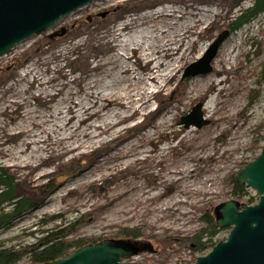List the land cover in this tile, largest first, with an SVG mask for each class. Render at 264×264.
I'll return each instance as SVG.
<instances>
[{
	"label": "rangeland",
	"instance_id": "rangeland-1",
	"mask_svg": "<svg viewBox=\"0 0 264 264\" xmlns=\"http://www.w3.org/2000/svg\"><path fill=\"white\" fill-rule=\"evenodd\" d=\"M230 2L231 0L228 2L225 0H95L84 8L66 16L44 34L20 43L6 55L0 57V99L3 97L4 89L11 91L7 97L23 96V93L18 92L27 90L24 97L28 99L30 105L26 107V111L40 110L43 112L45 105L38 97L41 88H38V84L35 82V77L40 75L41 78L45 76L46 81L56 78L58 82L67 85L68 82H72L76 78L87 77L90 70L102 61L100 63L105 66L103 65L101 72H106V74L96 73V76L100 75L98 78H94V80H98L96 91L102 92L104 83L107 85L120 84L122 81V76H120L122 63L117 64L120 67L116 70H112L106 64L119 50V40L124 37L120 29L129 19H138L143 15L171 6L190 7V9L193 7L205 11L219 9L222 13L221 17L211 20L207 18L208 13L199 12V19L203 20L205 24L193 31L194 37L184 42L189 50V57L180 63L177 77L160 93L158 100H155L150 107L151 111H156L159 104L165 106L164 108L170 105L177 108L173 114V127L166 129L164 133L159 132L154 136L152 143L147 144L142 137L145 131H151V128L147 127L155 119L151 115L148 119L145 117L138 118L131 125L141 123L142 127L125 131L120 137H114V140L109 139L93 155L80 159H67L66 162L69 161V163L66 165H62V162L56 158L52 164L50 163L46 167L50 174L39 184H29L24 181L23 177L15 176L13 170L4 164H0V171H3L13 181L16 195L28 198L35 207L11 226L0 231V244L6 247L32 245L36 243L39 237H42V231L51 230L58 223H61H51L53 217L61 215L67 223L81 219L86 223L79 227L77 233L74 234V239L98 240L99 242L106 239L122 240L124 239L122 233L125 229H138L143 235L141 240L147 243V246L152 247L155 252H151V248L147 247L140 255L130 260L133 263L195 264L199 256H204L209 252L208 250L204 254L194 256L185 245L180 243V239L191 237L204 228L205 224L202 218L208 211H212L214 217V209L218 205L230 200L244 203L233 195V178L235 180L239 170L256 160L264 148V12L238 28L237 19L254 6L255 0H245L242 7H235L230 15L225 17L229 10L228 6H234ZM118 5L121 8L117 13L109 12ZM188 14L183 21L176 25L177 27H174V31L193 25L195 18L190 15L191 13L188 12ZM79 23L80 25H78ZM137 26H133L126 32L133 35L137 29H141ZM63 28L66 29V34L59 36ZM227 30L231 32V35L226 42H230V46L238 45V48L232 54L229 63L224 61V45L215 58V60L219 58V61L224 63L225 73L227 72L219 79L225 81L226 89L219 96L221 105L218 106L217 117L222 114L219 110L224 107L227 99L240 98V104L237 110H229L226 124L217 125L210 118V114L205 112V104L211 98L216 99L218 93L213 96L212 91L208 90L203 96H197L198 91L202 90L200 91L202 93L205 90V79L215 70L213 67L215 60L212 63V72L207 75L184 79V73L190 65L203 57L218 35ZM55 34L56 36L51 38ZM200 51L201 54L199 55ZM61 73L66 75V78H62ZM102 78L104 80H101ZM242 85L243 87H241ZM73 87L75 88V86ZM45 88L52 91L50 85H46ZM68 89L66 88L61 93H67ZM75 89L77 91V88ZM152 91L157 92V89L153 88ZM192 92L194 93L187 97ZM52 93L56 94V92ZM53 105L56 107V104ZM198 105H201L202 119L206 124L200 128L194 125L186 128L182 120L189 116ZM2 114L3 111L0 108V123L4 125L11 124L12 119L15 118L14 110H8ZM45 115L53 116L49 113ZM19 125L22 126L23 122H18ZM9 130L14 131V125H10ZM186 131H194V133L206 137L211 136L209 140L213 141L207 145V149L213 147V144L221 145L222 148L216 159L208 158L192 164L197 178L213 180L214 187L212 193L194 196L193 205L187 210L181 205L178 206V210L189 212V215L184 218L186 219L185 223H179V221L173 223L172 219L175 217L171 216L169 211L160 213L157 208L163 207L171 196L178 194L179 184L168 182L159 186V179L156 175L169 162L180 161L178 156L187 149L186 143L182 141ZM151 133L153 134L154 131ZM235 136L236 139L231 141ZM127 139L136 144L140 143L138 146H142V148L137 149L139 153L156 149L160 150V154L165 151L167 158L159 164L151 160L142 161L132 167L123 165L120 168V174L111 176L106 180H99L94 184L89 183V180H76L80 169L89 167L98 155L111 154L114 148ZM6 140L5 149L10 154L16 153L19 148L20 150L30 148V161L33 163L38 161L36 160L37 155L31 151H37L39 146L34 144L22 146L20 137L16 136ZM227 143H232V146H225ZM226 149H229L228 153L224 152ZM213 153L215 154L216 151ZM152 155H157V153L154 152ZM146 156L147 154H142L140 159L143 160ZM125 175L129 179L137 177L140 184L153 189V194L159 193L165 194V196L151 201H143L142 206L131 208L126 217L118 216L113 211L105 212L100 209L101 194L108 187H114V184L122 180ZM178 178L180 177L174 179ZM74 181L88 185L82 189L89 202L86 206H77L81 200H79L78 194L67 195L66 186ZM247 190L250 196L256 198L255 204H257L259 201L257 192L248 188ZM51 199L57 200L56 206L42 205L45 200ZM104 218L106 220L102 221ZM179 218L182 219V217ZM219 230L221 232L215 239L217 243L226 240L230 233L229 228ZM160 241H166L169 244L160 246ZM20 264H28V261L24 260Z\"/></svg>",
	"mask_w": 264,
	"mask_h": 264
},
{
	"label": "bare ground",
	"instance_id": "bare-ground-1",
	"mask_svg": "<svg viewBox=\"0 0 264 264\" xmlns=\"http://www.w3.org/2000/svg\"><path fill=\"white\" fill-rule=\"evenodd\" d=\"M228 1L225 0V2ZM244 1L231 0L230 3L234 6L227 5L229 10L225 17H228L235 7H242ZM118 8H121V6H115L110 11ZM188 12L195 18L193 25L174 31V27H177L176 25L189 15ZM199 12H204L202 14L208 13L207 18L211 20L222 16L219 9L205 11L193 7L190 9V7L171 6L125 22L123 24L124 29H120V32L129 30L135 25H138L137 28L142 27V30L137 29L133 35L126 34L125 37L120 39L119 50L114 53L106 64L107 67L116 70L120 67L117 64L122 63L120 69L122 81L120 84H116L118 86L104 83L103 91H96L98 80H94V78L106 74V72H101L105 65L100 63L102 61H98L99 63H96L97 65L90 70L87 77L76 78L74 81L68 82L67 85L58 82L56 78L46 81L45 76L42 78L41 75L35 77L38 88H41L38 97L45 105L43 112L40 110L26 111V107L30 105L28 99L24 97L27 90H19L18 93H23V96L7 97L11 91L4 89L2 92L3 97L0 99V104H2L0 108L3 114L8 110H14L15 118L12 119V123L9 125H7L8 123L6 125L0 123V164H4L7 168L13 170L15 176L23 177L24 181L29 184H39L50 174L46 167L50 163L52 164V161H55L56 158L62 162V165H66L69 163V161L66 162L67 159H80L93 155L109 139L120 137L125 131L142 127L141 123L131 125L140 117L148 119L152 115L155 118L147 126L151 128V131H145V134L142 135L147 144L152 143L154 136L159 132L164 133L166 129L173 127V114L177 108L173 105L164 108L165 106L159 104L156 111H151L150 107L155 100H158L160 93L177 77L180 63L189 57V50L184 42L194 37L193 31L205 24L203 20L199 19ZM229 43L224 44L223 56L225 63L230 62L232 54L238 48V45L230 46ZM213 67H215V70L205 79V90L202 93H200L202 90L198 91L197 96H203L208 90L212 91L213 96L218 93L216 99L211 98L205 104V112L210 114V118L217 125L220 123L226 124L229 110H237L240 98L227 99L224 107L219 110L222 114L217 117L218 106L221 105L219 96L226 89L224 86L225 81L219 79L227 72L225 73L224 63L219 61V58L214 61ZM49 72L51 73L50 69ZM96 73H100V75L96 76ZM60 76L66 78V75L62 73ZM101 80H104V78ZM46 85H50L52 91L46 89ZM73 86L77 88V91ZM66 88H69L68 92L62 94L61 92L65 91ZM153 88L157 89V92L152 91ZM52 92H56V94ZM193 93H189L187 97H190ZM48 101L50 102L47 103ZM53 104H56V107ZM48 113L53 116L45 115ZM18 122H23V125L18 126ZM10 125H14V131L9 130ZM152 131H154L153 134ZM12 136L20 137L22 146L28 144L39 146L37 151L31 149V152L37 155L36 160L38 161L36 163L31 162L29 159L31 157L30 148L23 150L19 148L14 154L6 151V139ZM210 137L194 133V131H186L182 141L186 143L187 149L178 156L180 161L169 162L156 175L159 179V186H163L168 182L179 184L178 194L171 196L163 207L157 208L160 213L169 211L171 216L175 217L172 219L173 223L177 221L185 223L186 219L184 218L189 215V212L178 210V206L181 205L187 210L193 205L194 196L212 193L213 180L197 178L192 166L197 161L208 158L216 159L220 153L222 146L218 144H213V147L207 149V145L213 141L209 140ZM32 139L34 140L32 141ZM234 139H236V136L231 141ZM129 141L127 139L118 145L111 151V154L98 155L89 167L78 171L76 180H89V183L94 184L99 180H106L111 176L120 174V168L123 165L132 167L142 161L151 160L159 164L167 158L165 151L160 154V150L156 149L139 153L137 149L142 148V146H138L140 143L136 144L134 141ZM225 146L231 147L232 143H227ZM214 151H216L215 154ZM154 152L157 155H152ZM224 152L228 153L229 149ZM142 154H147L143 160L140 159ZM169 176H171L170 179H167ZM177 177L180 178L174 179ZM137 179V177L129 179L125 175L122 180L114 184V187H108L106 191L104 190L105 192L101 194L99 208L105 212L113 211L118 216L126 217L129 215L131 208L142 206L143 201H151L165 196V194H153V189L144 187ZM85 186L88 185L79 184L78 181L71 182L66 186L67 195L74 193L79 195V200H81L77 206H86L89 203L84 196V192H82ZM56 201L55 199L45 200L42 205L54 207L57 204ZM179 217H182V219ZM105 220L106 218L102 221Z\"/></svg>",
	"mask_w": 264,
	"mask_h": 264
},
{
	"label": "water",
	"instance_id": "water-1",
	"mask_svg": "<svg viewBox=\"0 0 264 264\" xmlns=\"http://www.w3.org/2000/svg\"><path fill=\"white\" fill-rule=\"evenodd\" d=\"M94 1L0 0V57L20 43L44 34L66 16ZM65 34L63 28L59 36ZM230 35L229 30L218 35L203 57L186 69L184 79L211 73L213 61ZM182 123L186 128L191 125L200 128L206 124L201 105L195 107ZM235 180L256 191L259 202L249 206L230 200L218 205L214 209L216 226L218 229L230 228L229 236L218 242L207 255L198 257L195 264H264V148L256 160L238 171ZM147 247L155 252L150 246H141L140 242L106 239L44 264H145L130 260Z\"/></svg>",
	"mask_w": 264,
	"mask_h": 264
},
{
	"label": "trees",
	"instance_id": "trees-1",
	"mask_svg": "<svg viewBox=\"0 0 264 264\" xmlns=\"http://www.w3.org/2000/svg\"><path fill=\"white\" fill-rule=\"evenodd\" d=\"M263 12L264 0H255L254 6L237 19V27L247 24ZM232 185L235 198L244 201L247 205L256 203V198L250 196L247 188L237 184L234 178ZM33 209H35L34 204L24 196H17L13 181L3 171H0V231L11 226ZM82 220L67 223L63 216H55L51 223H61L51 230L42 231V237H39L36 243L10 247L0 244V264H20L24 260H27L28 264H44L68 256L84 246L98 243V240L73 238L79 227L86 224ZM202 220L205 224L204 228L191 237L180 239V243L185 245L194 256L212 249L217 244L215 239L221 232L216 226L212 211H208ZM122 236L124 238L122 240L140 242L141 246H147V243L141 240L143 235L138 229L127 228ZM159 244L166 246L169 243L160 241Z\"/></svg>",
	"mask_w": 264,
	"mask_h": 264
},
{
	"label": "flooded vegetation",
	"instance_id": "flooded-vegetation-1",
	"mask_svg": "<svg viewBox=\"0 0 264 264\" xmlns=\"http://www.w3.org/2000/svg\"><path fill=\"white\" fill-rule=\"evenodd\" d=\"M119 10H120V8L115 9V10H112V11H109V12H110V13H117Z\"/></svg>",
	"mask_w": 264,
	"mask_h": 264
}]
</instances>
